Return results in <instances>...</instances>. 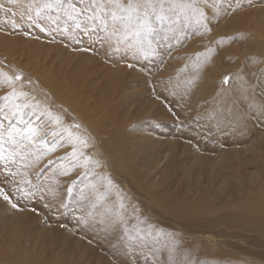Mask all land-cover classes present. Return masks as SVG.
<instances>
[{"label": "bare ground", "instance_id": "obj_1", "mask_svg": "<svg viewBox=\"0 0 264 264\" xmlns=\"http://www.w3.org/2000/svg\"><path fill=\"white\" fill-rule=\"evenodd\" d=\"M27 4L28 0H17L15 4L9 3V0H0V5L5 6L0 9V50L7 53V50H19L20 48L23 52L22 57L30 58L31 62L23 61V63L20 62L21 64H18L19 59L16 60L15 58L16 63H14L16 66L21 67V69L32 66L33 69L39 70L38 66H44V64L36 62L38 57L35 54L30 55L29 51L32 50H28V46L34 43V40L38 42L37 45L39 47H42L43 40H54L49 38L50 35L48 37L47 31L55 29L56 33L57 31L63 32L65 29L64 27L54 24L63 20L62 18L60 20L57 19L58 15L64 16L62 13L57 14L54 12L51 18L43 17L38 21L40 27L29 26L30 22L27 21V17L25 16L24 21L21 22L18 15L20 11L26 10ZM6 6H9L12 12L17 13L15 19L18 23L23 24L18 31H13L10 25L5 22L6 20L13 19V16L8 13ZM206 11L211 20L209 27H211L212 31L210 34H203V28L196 22L194 17L187 18L176 26L175 31H169L167 28L164 29L168 38L157 39L154 42V51L151 55L144 57L142 55L133 56L129 53L127 57H124L127 58L126 60L122 58L120 54L113 55L105 47H100L98 43H95V36H93L91 40L88 36L78 38L79 35L75 29L74 23L70 21L71 25L66 29L71 33L72 38L77 37L80 42L77 43L76 40L73 39L75 41L69 42L67 45L84 51L89 57L93 53L95 56L97 54L100 56V59H98V57L90 58L93 64L94 61L98 59L95 69L92 70V72L95 70L96 81L94 82V80H92V82H88L86 78L88 77L87 74L82 77L77 76L76 70L82 64L84 58L82 60L81 58H76L77 61L73 66L70 65V69H64V73L68 71L71 72L68 78L72 86L70 89H64V92H62V85L58 83L59 74L56 75L57 78L54 80H52V74L46 76L47 78L45 77L43 81L40 80L45 85H42V87H46V92L51 95L52 105L61 103L70 112L76 113L75 115L77 118H81V109H88L90 115L95 114V110L90 107L88 103H83L84 98L88 99L91 97L92 91L87 90V94L78 97V88L76 85L81 88L91 89L94 84H97V87L99 86V92H101L105 88H103V85H98V82L103 79L107 80L114 77V82L117 86L113 90L108 87L105 91V99L107 100L106 105L108 107L104 114L106 118L103 124L101 123L102 125L97 123L101 127L99 131H97V129H95L96 132L93 131L101 138L100 145L103 147L104 151L99 145L97 153H95V151L92 152L93 149L90 143V147L87 149L90 151L88 155L92 157L93 161H99L100 166L93 167L89 165L91 169L90 172L93 175H84L83 168L77 167L69 170L68 165L61 166V164H55L54 166H49V161L47 160L52 158L51 153L44 155L42 151L36 152L34 157L36 158L39 156V159L36 158V166L32 168L31 166L29 167V169H31H28V178L32 179L34 184L38 183L35 179L36 174L43 169H47L44 171L43 177L39 181V183L43 185V195L45 199L41 200V193H38L37 197L34 199L20 200L18 209H13L6 202L0 200V249L4 251H0V254L4 253L3 256H0V264H81L82 262L86 264H103L106 257L113 253L118 260L123 261L128 258L130 249H128L119 238L118 228H107L103 225H99L97 218V220H93L88 226L83 225L78 236H73L69 233V229L77 225L72 217L73 211H69L67 208H61L57 213H51V210L56 209L55 205L58 204L60 199L63 201L67 200L68 203L69 201L71 202L72 199L76 200L78 196L80 212L82 213L81 206H86L83 210H87L88 205L86 202L81 201L79 195L80 188L75 184L78 185L82 181H85V185H87L89 181L86 180H88L89 177H94L95 175L97 181V176L100 179L102 174L103 177L112 175L114 179L113 182L115 180L120 182L124 181L125 190L118 189V196L123 197V204L125 207H128L129 204L127 205V203H131V206L127 208L130 210L126 211L124 208L123 214L126 217L133 216V210L131 209L136 208L134 204L137 205L138 202L133 199L132 196L137 193L140 194L143 191L145 192L146 189H143L145 188L143 187L144 183L141 182L143 178L142 180L141 178L138 179L142 183V185L138 187L139 191H133L131 187L135 185H131L130 183V179L131 182H133L131 175L128 174V178L126 176L127 174H121L122 169H120L121 172L119 174V171L113 168L112 165L114 162L110 159L111 153L108 148V145L111 146V143L107 145V139L109 140L110 137H108L107 134L111 129L110 126L114 124L113 121L111 122L112 124L110 123L112 113H124L125 120H128L129 118L127 115H129V113L127 108L130 107L128 105L130 101H132V104L137 105V108L139 107L141 109H150L151 107L160 106L159 110L156 109L158 112H153V109L152 114L155 113L153 114V119L163 122V125L161 124L162 131L169 132L170 128L173 126L172 124L182 125L180 126L181 131H178V129L176 131L177 134L181 135H185L183 131H203V136H201L200 139L197 138V140H194L192 145L187 143H177L179 145L174 143L175 145H172L173 142L171 143V139L168 138L171 146L166 150L159 148L161 141L158 144L156 142L157 136L149 132L146 137L144 134L145 139L142 138L143 141H141V143L137 142L136 145H134L135 142L133 140L137 139L136 130L138 131V127H141V131H144L142 133L149 131V129H146V126H144L147 125V121L140 123L141 125H131L133 129L128 133L127 131H121L126 135V140L125 137H122L123 143L134 147L132 152L136 154L137 151V154L142 157L143 163L145 162V168H143L144 171L147 169L148 172L146 173L148 175L146 179L149 177L148 181L151 182L152 186H158L163 183V187L159 185V187L162 188H159L157 191V193L160 192V195L156 194V196L159 197L162 202L164 201V204L168 199L172 200L170 203L167 202L166 206L163 205L165 206L163 212L168 216V220L171 218L170 216H173L174 219L177 218L175 221L173 220L172 224L178 221L179 225H181L180 229L185 231L183 234H185L186 237L184 236V238L186 239L183 240L180 239L181 236L178 235L180 234L178 232L175 233L177 235H173L172 232L163 231L162 239L159 241V237L158 241H154L149 245L150 248L154 249L153 255L160 256V258H167L165 255H169V250L174 248V253L171 257L178 259V261H175V264H214L215 262H217V264H264V119H258V117H260L261 106L264 105V95H261L259 91L255 93L243 91L246 84H255L257 82L264 84V3H262L261 0H255L252 6H249L248 0H242V7L240 10L232 13L228 10L226 0H215L214 4L212 0H209ZM247 15H249V18L253 21H250L252 25L248 29L245 24ZM63 21H66V18ZM41 27L45 30L41 31ZM19 31L23 33V41L17 42L15 38L17 34L14 33H19ZM25 32L29 34L25 35ZM221 37L225 38L224 43L217 47L214 41ZM236 37L239 38L234 39ZM59 38L61 37L59 36ZM231 38L235 44L230 43V41L232 42ZM49 41L48 43H51ZM206 46H211L216 49L212 58L207 59L205 56L197 58L196 53L203 52ZM72 49L71 53H69L75 57L76 51L73 52ZM233 49H237L236 51H241L242 53L241 57L237 56L234 59L231 57V61L235 63V66H241L240 63L245 69H252L254 63L260 66L257 68L258 73H252L251 79L245 74L242 78L236 75L241 80L238 78L236 82L232 80L231 83L227 85L228 91L225 92L222 83H218V80L214 82L212 75L218 76L220 74V72L218 74V70H216L218 67L217 62L223 59L222 63H227L224 61V58L221 57L224 56L226 52H232ZM17 53H19V51ZM78 54L76 56H79ZM249 54L250 57L248 56ZM73 57L70 59L73 60ZM259 57L261 61H259ZM243 58L246 59L244 60ZM55 59L56 56L51 55L50 60L53 61ZM67 59L68 58H66V60ZM83 61L85 63V59ZM129 64L133 66L129 67ZM110 65L120 66L122 70H125V73L123 71V73L110 75V69L106 71V68L110 67ZM36 72L37 71H35V73ZM232 77L234 79V76ZM82 81L88 83L85 84ZM89 84L92 85L90 86ZM88 91L90 92L88 93ZM112 92L116 94L115 97L110 95ZM155 97H157L160 105L155 102ZM114 102H117L118 106L110 108L109 105ZM199 106L206 108V110L202 112ZM225 107L230 109V115L227 120H223L220 116H216L215 114V111H223ZM28 111L30 112H27L28 115H25V119H28L29 115L32 113L31 110ZM143 114L146 113H142V115ZM44 115L48 116V113L45 111ZM250 115L255 116V119H249ZM204 117H208L209 121L211 120V123L209 122L207 126H203L205 121ZM95 119L94 121L99 122V120ZM113 127L115 128L116 126ZM211 132H213V135H211ZM101 135L104 137L102 138ZM78 136L81 138L83 137V135L79 134ZM151 137L154 139L153 142L150 139ZM139 139H141V137ZM174 142H177V140ZM202 145H205L209 151L213 150L212 157L205 159V161L207 160L205 164L202 163L201 157L193 160L195 162L191 164L186 163V160H190L197 156L198 152L196 150ZM175 146L180 150L177 151L178 149L176 150ZM171 147H174L176 151H171ZM225 147H228V150L231 148L228 154L225 153ZM57 152H59L58 149L56 153ZM116 152L117 151H115V153ZM244 152H248V154L245 155ZM123 157L122 161L127 164V156L123 155ZM115 158L116 157H114V159ZM217 159H219V164L215 163ZM120 160L121 157L119 158V162ZM129 165L128 163V166ZM170 166L176 167V174L178 177L182 176L179 174V170L185 171L189 167L200 169L195 175L197 176V188L195 185H192V187L188 185L186 187H189V190L185 187L181 195L170 193V191L174 190L175 186L172 188L169 186L171 184L167 183L168 187H164V185L167 184L163 182L166 178H164L162 174H166V177L168 174L167 170ZM120 167L121 166H119V168ZM53 168L57 169L56 173H64L69 170L71 174H63L64 177H57L58 173L55 175ZM156 168H160L161 175L159 179L157 178L158 180H152L150 173L157 170ZM224 169H228L226 175L223 178H219L218 173ZM21 171H23V168H21ZM172 172L173 171H171L169 175L172 174ZM33 173H35V176H31ZM146 174H143V176ZM178 177L176 178L178 180L177 183L175 182L176 179L174 180V177H172L176 186L178 183L180 185V178ZM202 177L203 182L201 181L202 183L200 184L198 181L201 180ZM69 178H72V182L75 183L74 187L76 190L71 196L68 195V197H64L61 189L64 190L71 185ZM170 179L171 177L168 180ZM173 180L171 179V181ZM116 181L114 184L116 183L118 184L117 186H120L121 183L119 184ZM148 181H146L147 184H150ZM102 183L107 187L106 180L103 179ZM198 184H200V186H198ZM141 186L143 188H141ZM139 188H141V190ZM176 188H178V186ZM193 188L195 190H192ZM147 190L149 189L147 188ZM183 193H186V195ZM141 196L142 195L139 197ZM151 200L153 201L154 198ZM157 202L160 204L159 201ZM116 203L119 207L120 199H118V197H116ZM152 204L155 205L157 203ZM45 205L48 206L46 207ZM30 206L33 210L29 209ZM157 206L155 207L158 209ZM138 207L140 208V206ZM150 208L153 207L149 206V209ZM137 213H135V215H138ZM151 214L153 215L152 212ZM64 215L73 219H69L68 224H70V227L64 228L60 225L59 221L53 224L56 217H63ZM156 216L157 215H155V217ZM140 217L143 218L141 215ZM153 219L155 221L156 218ZM160 219L162 220V217ZM157 220H159V218ZM146 221L151 224L153 228L159 227V229L164 230L170 225V223L163 224L162 221V224L159 223L157 225L153 223V220V222L149 219ZM78 225L76 227H78ZM139 226L146 227L145 224H140ZM84 236H88L91 239H85ZM173 236L177 237V241L175 240L176 237L174 239ZM9 238L13 242L11 246L8 245L9 242L5 244ZM82 239L88 243L86 246L84 245L85 247L83 246L84 248L80 250L78 255H75L74 251L77 249V246L82 243ZM191 242L197 247H191ZM209 244L215 245V248L212 249L208 246ZM198 245H202V248H199ZM35 246L40 249L45 247L46 254H48L41 255L45 250H39V254L29 255L28 250L31 251V248ZM97 247L101 249L99 250ZM71 257L78 259L71 260ZM89 257H93L94 261L89 260Z\"/></svg>", "mask_w": 264, "mask_h": 264}, {"label": "snow or ice", "instance_id": "obj_2", "mask_svg": "<svg viewBox=\"0 0 264 264\" xmlns=\"http://www.w3.org/2000/svg\"><path fill=\"white\" fill-rule=\"evenodd\" d=\"M17 0H9V3L15 4ZM213 4L215 0H212ZM228 10L232 13L240 10L242 0H226ZM255 0H248L249 6ZM264 3V0H261ZM209 0H28L27 8L19 12V19L24 21L25 16L30 22L29 26L40 27L38 21L43 17H52L55 12L62 13L68 20L73 21L75 29L79 36H88L89 39L96 37L95 43L100 47H105L111 54H120L122 58L127 57L129 53L133 56L142 55L147 57L154 51L153 45L157 39H166L167 28L169 31H175L176 26L181 24L184 19L195 18L196 22L203 28V34H210L212 29L209 27L211 20L206 11ZM4 6L0 5V9ZM13 19L6 20L13 31H18L23 24L18 23L15 17L17 13L8 9ZM7 15V13H6ZM59 19V15L57 16ZM55 23V21H53ZM44 31V28H40ZM67 31V29H65ZM28 35V32L24 33ZM236 37L234 39H237ZM77 43L80 40L73 37ZM223 37L214 41L219 47L224 43ZM216 49L206 46L203 52L196 53L197 58L205 56L211 59ZM133 65L129 64V67ZM239 75V73H237ZM232 81V74L225 75L222 78V85H229ZM0 82L9 85L10 90L4 96H0V200H3L13 209L19 208L20 200H31L41 193L40 199H45L43 195V185L39 183L43 177L44 171L41 170L35 176L38 183H33L28 178V161L32 155H35L38 145L46 151L44 155L53 153L57 147H70L71 151L65 153L63 157H56L55 160L48 162L49 166L55 164L63 165L67 160L68 168L77 167L84 169V175H87L93 167H99V161H93L88 155L87 149L90 147L86 139L73 132V128H79L78 124L62 127L58 131L56 127H50L55 124H61L59 117L52 118L41 123L44 119V113L33 111L28 119L25 109H34L39 107L36 104L28 103L29 92L25 91L26 83L22 74L13 73L9 75L0 69ZM27 84H31L28 81ZM225 92L228 89H224ZM243 91L255 93L259 91L264 95V84H246ZM23 98V102L21 101ZM34 99V98H33ZM171 110V109H170ZM223 120H227L230 115V109L224 108L218 114ZM264 119V105L260 109V117ZM19 125H22L19 126ZM48 129V131H45ZM48 136L52 140L47 139ZM39 159V156L36 157ZM23 168V171H21ZM64 175H70V171H65ZM98 175V174H97ZM96 179V176L93 177ZM107 181V187L104 184L89 182L84 188L80 189V199L88 205L87 210L81 209L82 214L77 217V223L88 226L93 220H97L99 225L107 228H118L119 238L125 246L135 252L137 248L143 249L150 243L158 241L159 233L153 230V226L135 213L138 209L133 208V216L126 217L124 212L125 205L123 197L120 199L119 208L115 204L108 203V197L105 192L113 187V181L107 176L103 177ZM67 194H73V188H67ZM46 207L48 205H45ZM56 210L67 208L68 205L60 200L55 205ZM145 224L146 227L138 225ZM174 253V248L169 250L170 257Z\"/></svg>", "mask_w": 264, "mask_h": 264}, {"label": "rangeland", "instance_id": "obj_3", "mask_svg": "<svg viewBox=\"0 0 264 264\" xmlns=\"http://www.w3.org/2000/svg\"><path fill=\"white\" fill-rule=\"evenodd\" d=\"M257 1V0H256ZM5 7V6H4ZM7 7V9H9V6H6ZM6 13V12H5ZM11 14V13H10ZM4 15V14H3ZM250 16L249 15H247V19H248V21H247V19H245V24H246V26H247V29L249 28V27H251V25H252V19L251 18H249ZM63 19V20H65V18H66V21H61V22H55L56 24H54V25H57V26H61V27H64L65 29L67 28V27H69L70 25H71V20H68L67 19V17H62L61 15L59 16V20L60 19ZM250 21H252V22H250ZM70 22V23H69ZM250 22V23H249ZM62 23V24H61ZM64 23V24H63ZM66 23V24H65ZM56 26V27H57ZM55 28V27H54ZM65 29L63 30V32H59V31H57V33L55 32V29H53V30H48L47 31V35H48V37H49V35H50V37L49 38H51V40L52 39H54V40H52V41H49L48 39H46V40H43L42 41V47H39L37 44H38V42L36 41L35 42V40L33 41L34 43H32L31 45H29L28 47V50H32V51H29V53H30V55H36L37 57H38V60L36 61L37 63L39 62V64H44V66H38V69L39 70H37V69H33V67L32 66H27V68L26 69H21V67H18V66H16V62H15V58H16V60H20V59H22V60H18V64H21L20 62H22L23 63V61H25V62H28V61H30V58H27V57H22V54H23V52L21 51V49L19 48V50H7V53L5 52H3L2 50H0V69H3V71L4 72H6V73H8L9 75H12L13 73H19V74H22V76L24 77V79H25V83H26V87H25V91H28L29 92V98H28V103H30V104H36V105H38L39 107H37V108H34V110H32V108H30V109H25V112L27 113V112H30V111H28V110H31L32 112L33 111H35V112H38V113H40V112H43L44 114H45V111L48 113V116H45L44 115V119H43V121L41 122L42 124L43 123H45V122H47L49 119H50V116L52 117V118H54V117H59L60 118V121H61V124L59 125V126H57V125H55V124H52V125H50V127H56L57 128V130L59 131L60 130V128H62V127H67V126H69V125H74V124H78L80 127L79 128H73V132L76 134V135H83V137H82V139H86L87 141H88V143H90L91 144V146H92V152H94L95 151V153H97V149H99L98 147H99V145H100V141H101V138L99 137V135H97V133H95L96 132V130L95 129H97V131H99V129L101 128L100 127V125H102L103 124V122H104V120H105V118H106V116H104V114L106 113V111H107V105H106V102H107V100L105 99V91H106V89H108V87L110 88V89H114L117 85L115 84V82H114V77L113 78H110V79H103V80H100L99 82H98V85H103V88H105V89H103L101 92H99V86L97 87V84H94V86L90 89V88H81V87H78L77 85H76V87L78 88L77 89V95H78V97H82L84 94H87V90H90V91H92V95H94V96H92L91 95V97L90 98H88V99H86V98H84V100H83V103H88L89 104V106L90 107H92L94 110H95V114H93V115H90V111L87 109H81V112H82V116H81V114H80V117L81 118H77L76 117V113L74 114V113H72V112H70L66 107H64L61 103H57L56 105H52V101H51V95L50 94H48L47 92H46V90H47V88L46 87H42V85H44L43 84V79L46 77V76H48L49 74H52V77H53V79L52 80H54V79H56L57 77H56V75L57 74H59V84H61L62 85V89H63V91L62 92H64V89L65 90H67V89H70L72 86H71V83H70V81L68 80V78H69V75L71 74V72L70 71H68V72H66V73H64V69H70V65H72L73 66V64L77 61V59H80L81 58V60L84 58L85 59V63H84V59L82 60V64L77 68V70H76V74H77V76H79V77H82V76H85L86 74L88 75V77H86L87 78V80H88V82L89 81H91L92 82V80H94V82L96 81L95 80V78H96V73H95V70H94V72H92V70L93 69H95V67H96V61L98 60V59H100V56L98 55H94V53L93 54H91L90 55V57H89V55L87 54V53H85L84 51H81V50H79V49H75V48H73V47H70V46H68L67 45V43H69V42H74L75 40H73V38H72V35H71V33L68 31V32H65ZM14 34H17V35H19V36H17V35H15L16 37V41L17 42H19V41H21L22 40V32L21 31H19V33H14ZM59 36L61 37V38H59ZM226 36V35H225ZM18 37V38H17ZM56 37H58V38H56ZM63 37H65V38H63ZM81 36H78V38H80ZM21 38V39H20ZM69 38V39H68ZM19 39V40H18ZM57 40V41H56ZM59 40H60V42H59ZM68 40H70V41H68ZM231 40H232V38H231ZM23 41V40H22ZM48 41L49 42H51V43H48ZM230 43L231 44H235L234 42H233V40H232V42L230 41ZM35 47V48H34ZM51 48V49H50ZM64 48H66V49H64ZM73 48V49H72ZM69 49V50H68ZM71 49H72V51L73 52H75V54L77 55L78 53V55L79 56H76L75 55V57H73L70 53H71ZM178 49V48H177ZM51 50V51H50ZM79 50V51H78ZM237 50V49H236ZM235 49H233L232 50V52H226L225 54H224V56H222L221 58H224V61H226L227 63H222L223 62V59L222 60H220L219 62H217V65H218V67H217V69L216 70H218V74H219V72H220V74L217 76H213L212 75V77H213V81L214 82H216L217 80H218V83L219 82H221L222 81V78L225 76V75H228V74H232V76H234V79H233V77H232V80L234 81V82H236V81H238L237 80V73H239V76H240V78H242V77H244V74L245 75H247V77L249 78V79H251V76H252V73H258V69L257 68H259V64H257V63H254V67L252 68V69H250V68H244L243 66H242V64L240 63V65L241 66H239V67H237V66H235V63H233V61H231V57H232V59H234V58H236L237 56H240L241 57V51L240 52H238V51H236ZM19 51V53H17ZM21 51V52H20ZM38 51V52H37ZM15 52V53H14ZM70 52V53H69ZM78 52V53H77ZM11 54V55H10ZM20 56H19V55ZM70 54V55H69ZM229 54V55H228ZM7 55V56H6ZM15 57H14V56ZM51 55H55L56 56V59L55 60H53V61H51L50 59H51ZM17 56H19V57H17ZM73 57V60L72 59H70L71 57ZM88 56V57H87ZM249 57H250V54L248 55ZM91 57H93V58H95V57H98V59L96 60V61H94V64H93V62L90 60V58ZM106 57V56H105ZM104 57V58H105ZM27 58V59H26ZM66 58H68L67 60H66ZM77 58V59H76ZM88 58V59H87ZM107 58V57H106ZM43 61H41V60ZM125 60L127 59V58H124ZM244 60L246 59V58H243ZM259 59V61H261V58L259 57L258 58ZM59 60H61V61H59ZM15 62V63H14ZM31 62V61H30ZM42 62V63H41ZM65 65V66H64ZM94 65V66H93ZM92 66V67H91ZM112 66V67H111ZM117 66V67H116ZM235 66V67H234ZM119 67L120 66H118V65H110V67H108V68H106V71H107V69H110V75H115L116 73H123V71H124V73H125V70L123 69L122 70V68L120 67V69H119ZM227 67H229V68H227ZM215 69V68H214ZM116 70V71H115ZM120 70V71H119ZM35 71H37L36 73H35ZM105 74H106V72H105ZM62 75V76H61ZM237 75V76H236ZM93 79H92V78ZM216 77V78H215ZM47 78V77H46ZM240 78H238V79H240ZM42 81H41V80ZM216 80V81H215ZM241 80V79H240ZM28 81H31V84L29 85V84H27V82ZM62 82V83H61ZM83 83H85V84H87L88 82H86V81H82ZM113 83V84H112ZM41 84V85H40ZM90 85V84H89ZM92 85V84H91ZM90 85V86H91ZM45 86V85H44ZM221 86V85H220ZM223 86V89H228V86L227 85H222ZM67 87V88H66ZM96 88V89H95ZM98 88V89H97ZM41 89V90H40ZM46 89V90H45ZM93 89V90H92ZM10 90V87H9V85H7V84H5V83H2V82H0V96H4L5 95V93L6 92H8ZM115 90H118V89H115ZM90 91H88V93L90 92ZM42 92H44V93H41ZM99 92V93H98ZM114 92V91H113ZM110 93V95L112 96V97H115L116 96V94L115 93ZM34 98V99H33ZM121 98V97H120ZM155 99H156V103H158L159 105H160V103L158 102V99H157V97H155ZM194 99V98H193ZM52 105H50L48 102ZM20 102H23V98H21V101ZM1 104L3 105V102H0V106H1ZM131 104V105H130ZM200 104V103H199ZM46 105H49V106H46ZM61 105V106H60ZM128 105L130 106L129 108H127V110H128V113H129V115H127L128 116V120H125V115H124V113L123 114H120V113H112V116H111V118H110V123L113 121L114 122V124H112L111 126H110V131H109V133L107 134V136L109 137V140L107 139V145L108 144H110L111 143V146L110 145H108L107 147L109 148V150H110V153H111V156H110V159L114 162H112L113 163V168H116L117 169V171H119V174H120V172H121V174L122 173H124V175L125 174H127L126 176L129 178V176H128V174H130L131 175V178H132V180H133V182H134V180H135V182L133 183V182H131V179H130V183H131V185H135V186H132L131 187V189L133 190V191H135L136 192V190H138V187L140 186V185H142V183H144V185H143V187H145V188H143L142 186H141V188H143L144 190H145V192H144V194H143V192H141L140 194H135V195H133L132 196V198L133 199H135V200H137V205H135L134 204V206L136 207V208H138V216H142L143 218H144V220H147V219H149V220H151V222H153L154 221V219L153 218H156L155 219V221L153 222L154 224H162V222H163V224L164 223H167V224H169L170 223V225H169V227H167L165 230L164 229H159V227H154L153 228V230L154 231H157L160 235H159V237H160V239H159V241L162 239V234L164 233L163 231H167V232H169V233H171L172 232V234L173 235H177V234H175V233H180V234H178V235H180L181 237H180V239L181 240H183V239H186V238H184V236H185V234H183V233H185V231L184 230H182V229H180V226L181 225H179V222L177 221V223L175 224H172L173 223V220L175 221L176 219H174V217L173 216H170L171 218L168 220V216H166V214L163 212V210H164V207L167 205V202L168 203H170V201H172V200H170V199H168L167 200V202H165V204H164V201L162 202V200H160L159 199V197H157L156 196V194H159L160 195V192H158L157 193V191L159 190V188H162L163 187V183L162 184H159L160 186L162 185V187H159V185L158 186H152L151 185V182H149L148 180H149V177H148V179H146L147 178V174L146 173H148L147 172V169H145L146 171H144V168H145V166H144V164H145V162L143 163V159H142V157L140 156V155H138L137 154V151H136V154L135 153H133L132 152V150L134 149V147H132L131 145H127V144H124L123 143V141H122V137H125V140H126V135L125 134H123L121 131H127V133L129 132V131H131L133 128H131V125L132 126H134V125H138V124H140V123H143L144 121H147L148 123H147V125H144V126H146L145 128L146 129H149V131H147V132H145V133H142V132H144V131H141V127H138V131L136 130V138L137 139H135V140H133L134 142H135V144L134 145H136V143L137 142H139V143H141V141H143V139H145L144 138V134H145V137H146V135H148L149 133L151 134H155L156 136H154V137H156L157 138V143L159 144L160 143V141H161V144H159V148L161 149L162 148V150H166L169 146H171L170 144L172 143V145H175V144H177V143H179V144H182V143H187V144H190V145H192V143L194 142V140H197V138L198 139H200V137L201 136H203L202 135V133H203V131L201 132V131H189V132H186V131H183L184 132V134L185 135H181V134H177L176 133V131H177V129H178V131L180 130V126H182L181 124H179V125H176V124H172L173 126L170 128V131L169 132H165V131H162V121H159V120H156V119H153V114H155V113H157L158 111L157 110H159V108H160V106L159 107H151L150 109H147V108H144V109H141V108H137V105H135V104H132V101H130L129 103H128ZM127 105V106H128ZM101 106V107H100ZM114 106H118V103L117 102H114V103H112L111 105H109V107L110 108H112V107H114ZM125 106V105H124ZM97 108V109H96ZM126 108V107H125ZM38 109V110H37ZM67 109V110H66ZM154 109V110H153ZM157 109V110H156ZM199 109L202 111V112H204L205 110H206V108H203L202 106H199ZM41 110V111H40ZM152 110H153V112L155 111V113H153L152 114ZM69 111V112H68ZM100 111V112H99ZM149 111H151V112H149ZM189 111V110H188ZM97 112V113H96ZM221 111H215V114H216V116H219L218 114L220 113ZM51 113V114H50ZM74 114L73 116H71L72 114ZM142 113H146V114H143L142 115ZM150 113V114H149ZM95 115V116H94ZM97 115V116H96ZM148 115H150V116H148ZM141 117V118H140ZM143 117V118H142ZM150 117V118H149ZM254 117V118H253ZM92 118V119H91ZM96 118V119H95ZM98 118V119H97ZM134 118V119H133ZM205 118V121H204V123H203V126H207L208 124H209V122L211 123V120L209 121V119H208V117H204ZM250 118H252V119H255V116H251L250 115V117H249V119ZM79 119V120H78ZM83 119V120H82ZM94 119L95 120H99V122L98 121H94ZM148 119V120H147ZM207 119V120H206ZM132 120V121H131ZM149 120H150V122H149ZM80 121V122H79ZM208 121V122H207ZM94 122V123H93ZM100 124V125H98V124ZM102 123V124H101ZM182 123V122H181ZM207 123V124H206ZM85 124V125H84ZM160 124V125H159ZM162 124V125H161ZM214 124H215V122H214ZM90 125V126H89ZM141 125V124H140ZM200 125V124H199ZM19 126H21L22 127V125H19ZM113 126H116L115 128L113 127ZM159 127V128H158ZM176 127V128H175ZM91 128V129H90ZM185 128H187V127H185ZM115 129H117V130H115ZM156 130V131H155ZM45 131H48V129H45ZM93 131H95V132H93ZM107 131V130H106ZM120 131V132H119ZM141 131V132H140ZM181 131V130H180ZM86 132V133H85ZM118 132V133H117ZM149 132V133H148ZM83 133V134H82ZM102 134V133H101ZM85 135V136H84ZM181 135V136H180ZM211 135H213V132H211ZM89 137V140H88V137ZM94 136V137H93ZM141 137V139H139L140 137ZM87 137V138H86ZM101 137L103 138L104 136H102L101 135ZM174 137V138H173ZM143 138V139H142ZM148 138V137H147ZM155 138V139H156ZM168 138H170L171 139V143L168 141ZM209 138V137H208ZM47 139L49 140V141H51L52 140V137L51 136H48L47 137ZM151 139V141L153 142L154 141V139L151 137L150 138ZM210 139V138H209ZM129 140V139H128ZM177 140V142H174V141H176ZM205 140L207 141V139L205 138ZM95 142V143H94ZM127 142V141H126ZM175 143V144H174ZM179 144H177V145H179ZM93 145H95V146H93ZM104 146H106V145H104ZM38 147V149H39V151H37V152H40V151H42V152H44L45 151V149L42 147V146H40V145H38L37 146ZM97 147V148H96ZM100 147L102 148V150L104 151V149H103V147L100 145ZM182 147V146H181ZM100 148V149H101ZM175 148H176V150L178 149L176 146H175ZM57 149H58V151L59 152H57L56 153V151H57ZM57 149H56V151H55V153H51V157L52 158H50V159H48L47 161H50V160H55V158L56 157H63L64 155H65V153H68V152H70L71 151V149L69 150V147H57ZM231 149V148H230ZM230 149L228 150V147H225V153L226 154H228V152L230 151ZM169 150H170V148H169ZM176 150H174V147L172 148L171 147V151H176ZM180 149H178L177 151H179ZM87 151V153H89L90 151L89 150H86ZM112 151V152H111ZM115 151H117L116 153H115ZM145 151V150H144ZM197 152H198V154H197V156H195V157H193L192 159H190V160H186L185 162L186 163H188V164H191V163H193V162H195V161H193V160H195L196 158H202V163H204L205 164V162H207V160L205 161V159H207V158H209V157H212V154H213V150H207V148H206V146L205 145H202V146H200L199 147V149L198 150H196ZM121 152V153H120ZM173 152V153H174ZM183 152V151H182ZM180 153V152H179ZM184 154H185V152H184ZM244 154L245 155H247L248 154V152H244ZM118 155H120V156H118ZM122 155V156H121ZM123 155H125V156H127V164L126 163H124L122 160H123ZM54 156H55V158H54ZM118 156V157H117ZM113 157V158H112ZM114 157H116L115 159H114ZM121 157V160H120V162H119V158ZM183 157V156H182ZM28 163H29V165L31 166V168L32 167H34V166H36V164H37V161H36V158L34 157V155H32L31 156V158L29 159V161H28ZM68 161L67 160H65L64 161V163H63V165H61V166H65V165H68ZM128 163L130 164L129 166H128ZM215 163H217V164H219V159H217V161L215 162ZM226 164H228V163H226ZM138 165V166H137ZM143 165V166H142ZM119 166H121L120 168H119ZM137 166V167H136ZM161 166V165H160ZM58 167V166H57ZM144 167V168H143ZM30 168V169H31ZM139 168V169H138ZM29 169V170H30ZM120 169H122L121 171H120ZM141 169V170H140ZM155 169V168H154ZM157 170H155V171H153V172H151L150 173V177H151V179L152 180H158L159 179V177H160V175H161V170H160V168L158 169V168H156ZM174 169V170H173ZM53 170H54V172H55V175L58 173V176L57 177H59V176H61V177H64V175H63V172H57L56 173V171H57V169H54L53 168ZM70 170V169H69ZM68 170V171H69ZM143 170V171H142ZM199 170L200 169H198V168H193V167H189L188 169H186L185 171L184 170H179L178 172H179V174L180 175H182L181 177H178L177 176V174H176V167H172V166H170V168L167 170V176L165 177V175L166 174H164V173H162L163 174V176H164V178H166L167 180L171 177V179L173 180V178L172 177H174V180L178 177V178H180V185H179V183L177 184V186H178V188H176L177 186L174 184L175 182L177 183L178 182V180L176 179L175 180V182H174V180L173 181H171V179L170 180H166L165 179V181L163 180V182L165 183V184H171V185H169L170 187H174L175 186V188H174V190L173 191H170V193H173L174 195H181L182 194V191L185 189V187L186 186H188L189 185V187H192V185H195L196 186V188H197V185H196V177L197 176H195L198 172H199ZM129 171V172H128ZM170 171V172H169ZM171 171H173L172 172V174H170L169 175V173H171ZM204 171V170H203ZM228 171V169H224V170H221L219 173H218V176H219V178L221 177V178H223L225 175H226V172ZM50 172V171H49ZM48 172V173H49ZM128 172V173H127ZM136 172V173H135ZM184 172V173H183ZM47 173V174H48ZM61 173V174H60ZM132 173V174H131ZM146 174V175H144L143 176V174ZM166 173V172H165ZM181 173H183V174H181ZM88 174H91V175H93L91 172H89ZM141 174V175H140ZM123 175V174H122ZM139 175V176H138ZM188 175V176H187ZM31 176H35V173H33ZM95 176V175H94ZM169 176V177H168ZM177 176V177H176ZM217 176V175H216ZM66 177V176H65ZM113 176L112 175H108V178L109 179H111L112 181L114 180L113 178H112ZM204 177H205V174H204ZM141 178V180H142V178H143V181H139L138 179H140ZM158 178V179H157ZM185 180V181H184ZM203 177H202V179L201 180H199L198 181V183H202L203 181ZM73 180H72V178H69V182H71V187L73 188L74 187V182H72ZM86 181H89V182H92V183H97L98 185H100V184H103L102 182H103V176H102V174H101V176H100V179L98 178V176H97V181H96V179H93V177H89V179L88 180H86ZM116 181V180H115ZM114 181V182H115ZM145 181V182H144ZM146 181H148V183H150V184H147V182ZM191 182V184H190V182ZM202 181V182H201ZM114 182H113V187H114V189H113V187H112V189L111 190H108V191H106L105 192V195L108 197V203H110V204H115V206H116V208L118 209L119 207L117 206V203H116V197H119L118 196V194H119V192H117V190L119 189H123V190H125V186H124V181L122 182H120V181H116V182H118L119 184H120V186H117L118 184H114ZM139 182V183H138ZM85 181H82L80 184H75L76 186H78L80 189H82L83 188V186L85 185ZM127 183V182H126ZM130 183L128 182V184L130 185ZM137 183V184H136ZM141 183V184H140ZM192 183H194V184H192ZM122 184H123V186H122ZM139 184V185H138ZM168 184L167 185H164V187H168ZM200 184H198V186H200ZM203 185V184H202ZM69 186V185H68ZM69 186V187H70ZM119 187V188H118ZM137 187V188H136ZM156 187V188H155ZM189 187H186L187 188V190H189L188 188ZM194 187V186H193ZM67 188L68 187H66L64 190H62L61 189V191H62V194H63V196L64 197H68V194H67ZM141 188H139L140 190H141ZM147 188L150 190H147ZM79 189V190H80ZM175 189H176V192H175ZM177 189H178V191H177ZM182 189V190H181ZM75 190H76V188L74 187L73 188V192H75ZM181 190V191H180ZM192 190H195L194 188L192 189ZM127 191V190H126ZM139 191V190H138ZM117 192V193H116ZM148 192H149V194H148ZM117 194V196H116V194ZM147 193V194H146ZM112 196H111V195ZM184 195H186V193H183ZM80 195V194H79ZM140 195H142L141 197H139ZM148 195H149V197H148ZM142 198V199H141ZM154 198V200L152 201L151 199H153ZM64 199V198H63ZM79 199V196L76 198V200L75 199H72L71 200V202L69 201L68 203H67V200L66 201H64V203L66 204V205H68V207H67V209L69 210V211H73V215H72V217L74 218V220L76 221V223H77V217H79L82 213L80 212V209H79V206H78V200ZM61 200V199H60ZM147 201V202H146ZM157 201H159V203L160 204H158V202ZM146 202V203H145ZM152 203H157L158 204V206H157V204H155V205H153ZM129 204V205H128ZM138 204H140V205H138ZM144 204V205H143ZM127 205H128V207L129 206H131V203H127ZM163 205H165V206H163ZM133 206V207H134ZM138 206H140V208L138 207ZM149 206L150 207H153V208H150L149 209ZM155 206H157L158 207V209L155 207ZM160 206V207H159ZM86 206H84L83 208H85ZM128 207H124L125 209H126V211L127 210H130V209H127ZM81 208H82V206H81ZM29 209H31V206L29 207ZM124 209V210H125ZM152 209H154V210H152ZM160 209V210H159ZM31 210H33V208L31 209ZM131 210H133V209H131ZM153 213V215L151 214V212ZM57 211L58 210H56V209H52L51 210V213H57ZM125 211V212H126ZM154 211H156V212H154ZM145 212V213H144ZM149 212V213H148ZM159 212V213H158ZM161 212V213H160ZM155 213V214H154ZM157 213V214H156ZM144 214H145V216L147 217V219H146V217L144 216ZM147 214V215H146ZM160 214V215H159ZM163 214H165V215H163ZM155 215H157L156 217H155ZM153 217V218H152ZM159 218V220H157L158 218ZM162 217V220L160 219ZM58 218V219H57ZM63 218V219H62ZM68 220H67V219ZM150 218H152V219H150ZM165 218V219H164ZM61 219H62V221H61ZM69 219L70 218H68V216L67 215H64L63 217H56V219H55V221H54V223L53 224H55V222L56 223H58V221H59V223H60V225L61 226H63L64 228H67V227H70V224H68L69 223ZM70 220H73L72 218L70 219ZM153 220V221H152ZM179 220V219H178ZM158 221V222H157ZM160 221V222H159ZM162 221V222H161ZM149 224V223H148ZM77 225H78V223H77ZM77 225H75L74 227H71L72 229H75V230H72L71 228L69 229V233L71 234V235H73V236H78L79 235V231H81L82 230V227H83V225L82 224H79L78 225V227H76ZM81 225V226H80ZM175 225V226H174ZM178 225V226H177ZM139 226V225H138ZM173 226V227H172ZM177 226V227H176ZM139 227H141V226H139ZM172 229H171V228ZM178 229V230H177ZM176 230V231H175ZM181 230V231H180ZM180 231V232H179ZM86 234V233H85ZM183 235V236H182ZM174 237V239H175V237L176 236H173ZM172 237V238H173ZM186 237V236H185ZM74 238V237H73ZM84 238L86 239V238H90V237H88V236H84ZM91 239V238H90ZM176 241H177V237H176V239H175ZM221 240V239H220ZM9 242V243H8ZM8 243V245L9 246H11V245H13V242H12V240L9 238V240H7L6 241V243L5 244H7ZM87 243L88 242H86L85 240H83L82 239V243L81 244H79L78 246H77V249L74 251V253H75V255H78L79 254V252H80V250L82 249V248H84L86 245H87ZM93 243H94V241H93ZM175 243V242H174ZM83 244V245H82ZM151 244V243H150ZM149 244V245H150ZM85 245V246H84ZM213 247H212V246ZM84 246V247H83ZM202 245H198V247L199 248H202L201 247ZM209 247H211L212 249H214L215 248V245H213V244H209L208 245ZM191 247H197L194 243H192L191 242ZM248 247V246H247ZM89 249V248H88ZM97 249H101L100 247H97ZM149 249V250H148ZM217 249H219V248H217ZM216 249V250H217ZM3 249H0V251H2ZM4 250H6V249H4ZM43 251V250H45V252H42V254L41 255H45L46 254V248L45 247H42L41 249L40 248H38V247H32L31 248V251L30 250H28V254L29 255H31V254H34V255H37V254H39V252L40 251ZM132 250H130L129 251V256H128V258L127 259H125V260H123V261H121V260H118L114 255V253L113 254H109L108 255V257H106V260L104 261V263L103 264H175V261H178V259L177 258H174V257H170L169 255H165L167 258H160V256H157V255H153V252H154V249H152V248H150L149 246L148 247H145V249L143 248V249H139V248H137L136 250H135V252H131ZM151 251V252H150ZM2 252H4V251H2ZM44 253V254H43ZM150 253V254H149ZM48 254V253H47ZM46 254V255H47ZM4 255V253L2 254H0V256H3ZM161 255V254H160ZM157 257V258H156ZM2 258V257H1ZM73 257H71V260H76V259H78V258H73ZM160 260H159V259ZM172 258V259H171ZM176 259V260H175ZM89 260H91V261H94V259H93V257H89ZM154 261V262H153ZM172 261V262H171ZM81 264H86L85 262H82ZM214 264H217V262H215ZM219 264V263H218Z\"/></svg>", "mask_w": 264, "mask_h": 264}]
</instances>
